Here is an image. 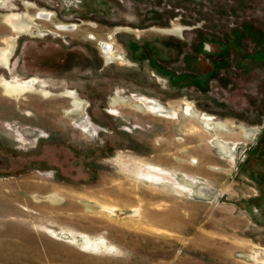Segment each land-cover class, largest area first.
<instances>
[{"label":"rangeland","instance_id":"rangeland-1","mask_svg":"<svg viewBox=\"0 0 264 264\" xmlns=\"http://www.w3.org/2000/svg\"><path fill=\"white\" fill-rule=\"evenodd\" d=\"M3 78L0 264H264V0H0Z\"/></svg>","mask_w":264,"mask_h":264},{"label":"flooded vegetation","instance_id":"flooded-vegetation-1","mask_svg":"<svg viewBox=\"0 0 264 264\" xmlns=\"http://www.w3.org/2000/svg\"><path fill=\"white\" fill-rule=\"evenodd\" d=\"M74 27H66V29H72ZM63 29H65V27H63ZM105 51L109 53L110 51V46L105 45ZM0 82H2L3 84H5L6 86H10V87H17V88H24L26 90L31 89L34 86V80L31 81H21L19 79H7V78H3ZM42 92H46V89H43ZM74 97V96H73Z\"/></svg>","mask_w":264,"mask_h":264},{"label":"bare ground","instance_id":"bare-ground-1","mask_svg":"<svg viewBox=\"0 0 264 264\" xmlns=\"http://www.w3.org/2000/svg\"><path fill=\"white\" fill-rule=\"evenodd\" d=\"M13 16V15H12ZM16 16V15H15ZM45 16H47V14H41L40 13V15H39V17H45ZM11 17V16H10ZM18 17V16H17ZM12 18V17H11ZM11 18H9V19H11ZM12 20V19H11ZM10 20V21H11ZM13 21V20H12ZM14 23V22H13ZM3 84V83H2ZM3 87L6 89V92L9 94V96H11V97H16V99H17V97H20V95H23V93H25L27 90L26 89H24V88H17V87H9V86H6L5 84H3ZM7 94V95H8ZM74 99H72V102H74L73 101ZM79 100V99H78ZM77 103V102H76ZM75 105V104H74ZM76 106L78 107V105L76 104ZM74 108H76V107H74ZM80 109V108H79ZM85 109V108H84ZM70 110H72V109H70ZM66 111V113H79V112H71V111ZM74 110V109H73ZM154 110V109H153ZM155 110H158V109H155ZM155 110H154V112H155ZM191 110V109H190ZM190 110H189V112H190ZM85 112V111H84ZM78 116V115H77Z\"/></svg>","mask_w":264,"mask_h":264}]
</instances>
